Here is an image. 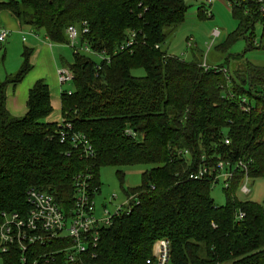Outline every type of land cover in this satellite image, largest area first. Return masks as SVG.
<instances>
[{
  "label": "trees",
  "instance_id": "1",
  "mask_svg": "<svg viewBox=\"0 0 264 264\" xmlns=\"http://www.w3.org/2000/svg\"><path fill=\"white\" fill-rule=\"evenodd\" d=\"M227 2L237 27L217 47L225 51L243 37L245 50L264 49L262 39L254 42L256 23L263 26L264 37L257 0ZM3 9L57 44H68L69 25L86 21L88 32L80 44L108 59L77 51L72 62L60 60L74 74L71 93L60 95L61 118L71 122L72 132L85 134L93 149L87 156L69 137L60 141L58 121L43 120L52 112L43 79L29 89L25 114L7 111L6 87L17 85L32 68L31 48H23L15 72L0 78V219L3 212L28 211L25 193L31 187L68 211L76 173L92 172L99 187L100 167L149 165L140 184L129 188L123 187L124 172L116 170L122 191L135 193L136 201L129 214L101 230L86 262L147 264L154 242L166 238L169 264H264L263 204L235 195L245 169H236L223 188L222 205L210 195L211 177H188L202 162L241 160L249 178H264V66L247 62L235 77L228 75V83L225 73L204 69L194 56L187 61L163 50L165 28L184 21L185 0H2ZM197 14L207 15L203 5ZM131 35V45L120 49ZM138 67L144 75L131 73ZM228 92L234 97L228 98ZM240 97L249 101L250 111L241 109ZM238 211L244 213L240 219L235 218ZM59 243L64 242L30 245L25 263L15 245L0 258L3 264H69L64 252L49 261L41 257Z\"/></svg>",
  "mask_w": 264,
  "mask_h": 264
},
{
  "label": "built area",
  "instance_id": "2",
  "mask_svg": "<svg viewBox=\"0 0 264 264\" xmlns=\"http://www.w3.org/2000/svg\"><path fill=\"white\" fill-rule=\"evenodd\" d=\"M259 11L264 14V0H257ZM202 4H211L212 0H201ZM229 5V3H228ZM207 14V9H204ZM88 32L86 21L80 24H71L66 28L68 37V45L73 48V53L83 49L99 56V60H107L108 56L104 52H95L86 44H80L79 39L83 33ZM8 31L5 28L0 29V41H3ZM219 31L214 29L213 35H217ZM132 35L124 43L119 45L123 49L132 43ZM190 46L191 42L187 41ZM204 69H214L215 71L226 70L223 67L208 66L202 63ZM74 74L67 66H61L57 70L58 83L63 85L73 80ZM71 93V90H67ZM228 98H233L234 94L228 92ZM239 106L243 111H250L249 101L245 97H240ZM60 141H65L68 137L72 140L73 146L77 149L81 148L85 156L91 155L93 149L88 142L85 134L81 132H72V124L69 121L61 119L58 122ZM72 132V133H71ZM129 133V131H127ZM224 143L228 144L229 139L224 137ZM184 151V155L188 156V152ZM246 164L241 161L230 163L228 160H218L214 165L200 163L197 170L189 174L190 179L201 180L206 175L212 178V183H216L220 177L223 178L224 185L229 186L230 180L233 178L236 169H245V176L240 183V191L244 194L250 193L248 186V176ZM92 172H78L72 177L74 196L73 204L68 211L63 210L54 198L42 190L34 187L27 189L26 201L29 209L26 213L3 212L0 219V252H7L11 245H15L20 252V259L25 263L26 251L30 245L39 243L45 245L51 241L64 242L57 245L59 248H52L41 255L45 261L53 260L55 253L64 252L66 262L69 264H89L84 258L89 253V249L96 246L99 240L100 232L104 227H108L113 220L121 214H129L131 202L136 201L135 193L127 195L125 204L116 206L108 210L106 205L97 209L95 203L96 193L99 187L93 184ZM137 203V202H136ZM244 216L242 211L235 214L236 219ZM63 245V246H61ZM93 256V254L91 255ZM40 257V258H41ZM170 242L166 238L158 239L152 248V255L146 260L147 264H169ZM37 261H34L36 263Z\"/></svg>",
  "mask_w": 264,
  "mask_h": 264
},
{
  "label": "rangeland",
  "instance_id": "3",
  "mask_svg": "<svg viewBox=\"0 0 264 264\" xmlns=\"http://www.w3.org/2000/svg\"><path fill=\"white\" fill-rule=\"evenodd\" d=\"M185 2L187 4V10L184 21L176 26L165 28L167 39L162 45L163 50L170 55L178 56L187 61L192 60L194 56L198 61L208 66H222L223 69L226 70L225 75L228 83L230 81L228 75L230 74L232 77H235L236 72L244 69L247 62H251L257 66H264V49L245 50L246 41L243 37H239L225 51L217 47L221 45L227 36L237 27V22L231 15V6L228 5L227 0H212L211 4H202L201 0H185ZM201 5H203L204 9H207V15L204 18H199L197 14L198 7ZM214 29L219 31L217 35L212 34ZM262 29L263 26L260 23L254 25L255 44H258L261 39L264 42V37L261 38ZM187 41H190L192 46H188ZM5 45L6 41L0 42L1 79L4 78L5 66L9 67L14 64L13 52H9L7 60L5 58L6 63H2L3 58L1 60V57ZM80 51L92 56L95 60L100 58L83 49H80ZM60 52L62 54L61 59L69 63L72 62L74 51L70 45H62ZM131 73L135 76H142L144 75V69L141 67L134 68ZM62 86L63 90L73 88L71 81L64 83ZM43 120L46 121L47 117ZM149 168V165L100 167L99 192L96 193L94 199L97 209L106 205L107 209L111 210L116 206L125 204L127 197L120 187V180L116 175L117 169L124 172L123 187L129 188L138 186L141 181V173ZM248 186L250 188L249 194L242 193L239 184L238 188L235 190V195L242 200H251L261 203L264 207V178H248ZM224 187L225 185L222 177L211 186L210 195L216 205H222L225 202ZM200 254H204L203 250L200 251ZM0 264H3L1 258ZM219 264H231V262L223 261Z\"/></svg>",
  "mask_w": 264,
  "mask_h": 264
},
{
  "label": "crops",
  "instance_id": "4",
  "mask_svg": "<svg viewBox=\"0 0 264 264\" xmlns=\"http://www.w3.org/2000/svg\"><path fill=\"white\" fill-rule=\"evenodd\" d=\"M7 29L8 33L3 40L6 45L3 48L2 63L7 60L9 52H13V65L5 66V77L7 74L15 72L22 61V51L24 47L32 49L31 63L32 68L24 78L15 86L8 84L5 90V107L12 116H22L25 114L26 99L29 89L36 80L43 79L50 90V103L52 112L47 116L49 122H59L60 114V95L63 86L57 81V70L63 66L60 63L62 58V45L51 42L44 31L33 29L28 25H23L8 10H0V29ZM191 39V38H190ZM1 42V41H0ZM192 46V45H191ZM68 90V89H67ZM71 90V89H69ZM52 116V119H51Z\"/></svg>",
  "mask_w": 264,
  "mask_h": 264
}]
</instances>
